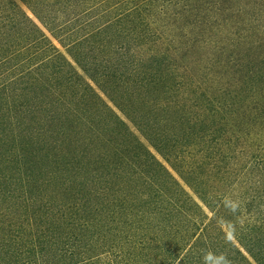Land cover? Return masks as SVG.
Instances as JSON below:
<instances>
[{"label":"trees","instance_id":"16d2710c","mask_svg":"<svg viewBox=\"0 0 264 264\" xmlns=\"http://www.w3.org/2000/svg\"><path fill=\"white\" fill-rule=\"evenodd\" d=\"M222 260L264 264V0H0V264Z\"/></svg>","mask_w":264,"mask_h":264},{"label":"rangeland","instance_id":"374dc122","mask_svg":"<svg viewBox=\"0 0 264 264\" xmlns=\"http://www.w3.org/2000/svg\"><path fill=\"white\" fill-rule=\"evenodd\" d=\"M27 12H28V14L31 16V17H33L32 16V14L27 10ZM54 41V43H55V45L56 46H58L59 47V49L62 51V52H64V49L58 44V42L57 41H55V40H53ZM103 96V98L105 99V101L106 102H108L111 106H113L111 103H110V101H109V99L107 98V97H105L104 95H102ZM132 126V125H131ZM132 129H133V131L134 132H136V129L132 126ZM144 142L147 144V145H149L145 140H144ZM152 151L158 156V154L152 149ZM158 158L160 159V160H162V158L160 157V156H158Z\"/></svg>","mask_w":264,"mask_h":264},{"label":"clouds","instance_id":"9594fccd","mask_svg":"<svg viewBox=\"0 0 264 264\" xmlns=\"http://www.w3.org/2000/svg\"><path fill=\"white\" fill-rule=\"evenodd\" d=\"M222 264H227V262H226V261H224V260H222Z\"/></svg>","mask_w":264,"mask_h":264}]
</instances>
